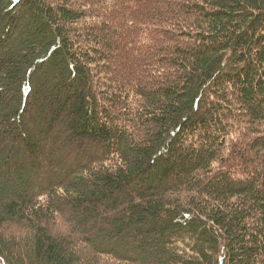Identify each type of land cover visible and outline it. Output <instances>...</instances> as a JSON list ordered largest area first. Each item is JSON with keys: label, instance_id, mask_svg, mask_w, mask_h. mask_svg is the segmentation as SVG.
Masks as SVG:
<instances>
[{"label": "trees", "instance_id": "obj_1", "mask_svg": "<svg viewBox=\"0 0 264 264\" xmlns=\"http://www.w3.org/2000/svg\"><path fill=\"white\" fill-rule=\"evenodd\" d=\"M0 264H264V0H0Z\"/></svg>", "mask_w": 264, "mask_h": 264}]
</instances>
